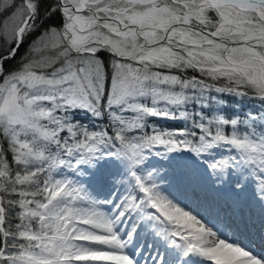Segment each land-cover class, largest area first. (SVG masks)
<instances>
[{"label": "snow or ice", "instance_id": "1", "mask_svg": "<svg viewBox=\"0 0 264 264\" xmlns=\"http://www.w3.org/2000/svg\"><path fill=\"white\" fill-rule=\"evenodd\" d=\"M0 264H264V0H0Z\"/></svg>", "mask_w": 264, "mask_h": 264}]
</instances>
